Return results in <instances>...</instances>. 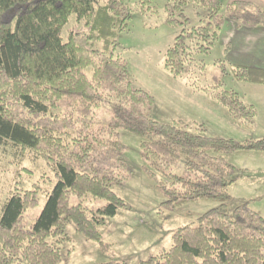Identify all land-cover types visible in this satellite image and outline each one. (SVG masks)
I'll return each instance as SVG.
<instances>
[{
  "label": "trees",
  "instance_id": "trees-1",
  "mask_svg": "<svg viewBox=\"0 0 264 264\" xmlns=\"http://www.w3.org/2000/svg\"><path fill=\"white\" fill-rule=\"evenodd\" d=\"M188 5L205 15L198 25L183 29L167 50L165 68L174 77L203 69L195 56L208 54L230 24L264 27V10L245 1L229 4L224 16L222 0H167L165 22H189ZM137 10L158 13L152 0H141ZM72 16L83 26L63 38ZM132 19L129 0H0V154L43 159L54 173L50 189L16 186L3 202L0 264H61L71 241L69 224L102 251L111 248L101 228L125 208L113 188L126 184L134 169L121 140L100 130L89 137L78 132L103 105H113L114 130L141 137L142 169L163 197L161 215L189 203L218 204L197 218L196 227L179 228L169 250L140 264H264V217L248 201L229 208L237 168L225 158L240 151L264 153V138H211L204 125L154 120V98L133 86L126 62L115 55L119 35L130 30ZM232 72L238 81L264 85V70L233 65ZM214 79L212 86L221 88ZM211 103L222 106L235 124L253 127L256 109L236 92L214 93ZM41 195L46 198L41 213L26 224ZM88 199L98 206H89Z\"/></svg>",
  "mask_w": 264,
  "mask_h": 264
},
{
  "label": "rangeland",
  "instance_id": "rangeland-1",
  "mask_svg": "<svg viewBox=\"0 0 264 264\" xmlns=\"http://www.w3.org/2000/svg\"><path fill=\"white\" fill-rule=\"evenodd\" d=\"M105 1L100 0V4ZM140 1L129 0L133 19L130 22V30L119 35L115 55L126 62L133 86L154 98L151 117L169 125L176 122L192 126L204 125L206 136L211 138L242 142L263 139L264 85L238 81L232 69L233 65H243L264 70V34H261L264 27L244 28L239 24H230L242 31L244 36L239 37L230 47L226 43L231 35L226 37L225 32L223 40L217 42L208 54L195 56L197 64L205 71L199 68L187 73V76L174 77L165 68L166 52L183 29L200 23L205 12L197 8L200 12L198 16L196 8L188 5L185 14L189 22L169 26L165 22L167 0H152V6L158 13L147 15L138 12ZM235 2L242 1L222 0V15L225 16L226 7ZM82 26L83 22H77L75 16H72L62 30V37L66 38L71 30ZM244 31L250 35H246ZM222 63H225V67ZM216 77L217 81L222 82L221 88L218 84L212 86ZM221 90L236 92L242 102L254 106L257 115L251 129L235 124L222 106L212 105V96ZM112 109L113 105L101 106L95 112L94 118H87L81 123L78 132L84 137H89L100 130L106 137L121 140L127 147L125 159L133 167V174L126 184L113 188L124 200L125 208L120 209L118 214L108 219L106 225L101 228L103 242L111 247L108 252L102 251L99 244L86 241L77 233L75 226L69 224L66 233L71 241L64 246V260L61 264H105L112 261L140 264L169 250L172 237L179 228L196 227L197 218L218 205L214 202L189 203L176 213L161 215L160 205L163 197L156 182L142 169V139L124 130H114L110 125ZM225 158L237 168L233 176L235 183L230 189L229 208L233 210L248 201L252 210L264 217V153L240 151ZM182 170L181 163L176 172L181 174ZM53 183L54 173L45 160L30 157L19 160L0 154V212L3 202L14 187L29 190L34 185H39L46 190L50 189ZM72 200L76 202V198ZM45 201V196L41 195L40 205L28 212L26 224L34 222ZM87 203L93 208L98 206L97 201L92 199H88Z\"/></svg>",
  "mask_w": 264,
  "mask_h": 264
},
{
  "label": "crops",
  "instance_id": "crops-1",
  "mask_svg": "<svg viewBox=\"0 0 264 264\" xmlns=\"http://www.w3.org/2000/svg\"><path fill=\"white\" fill-rule=\"evenodd\" d=\"M239 1H246V2H251L261 8L264 9V0H239ZM242 31H239L238 29H236L234 26L232 25H229L227 30H226V37L231 35L228 39V42L226 43L228 46L232 47V45L234 43H236V40L239 38V37H243L244 36V33H241ZM246 33V35H250V33H247L246 31H244ZM252 34V33H251ZM261 34H264V31H261ZM245 35V36H246ZM262 38H264V36H262ZM223 40V39H222ZM264 42V40H263ZM224 43V42H223ZM224 43V44H225ZM237 45H238V42H237ZM253 63V62H252ZM257 68H263V67H257ZM248 170V169H247Z\"/></svg>",
  "mask_w": 264,
  "mask_h": 264
}]
</instances>
